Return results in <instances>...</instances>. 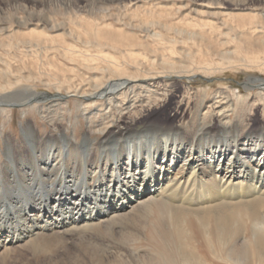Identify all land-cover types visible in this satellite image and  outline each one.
Returning <instances> with one entry per match:
<instances>
[{
	"label": "bare ground",
	"instance_id": "1",
	"mask_svg": "<svg viewBox=\"0 0 264 264\" xmlns=\"http://www.w3.org/2000/svg\"><path fill=\"white\" fill-rule=\"evenodd\" d=\"M206 3L192 6L190 18L183 2L174 10L160 0H0V20L7 11L17 27H28L17 38L24 44L19 57L18 44L0 38V114L9 118L14 106L37 109L54 129L63 119L72 124L63 105L74 97L88 128L80 140L64 130L41 135L27 119L21 139L6 135L0 264H21L13 254L29 247L32 258L24 264H159L156 253L124 246L141 239L155 202L170 211L183 264H207L190 252L189 215L212 247L216 236L211 251L221 260L264 264V0H221L213 14L219 23ZM6 29L0 24V33ZM191 40L196 49L179 46ZM238 69L259 72L247 73L245 92L190 86ZM179 81L186 85L175 113L160 114ZM255 107L263 117L260 131L242 136L230 116ZM92 131L102 134L99 142ZM129 216L128 230L110 233L118 243L111 251L87 243L93 231L113 229Z\"/></svg>",
	"mask_w": 264,
	"mask_h": 264
},
{
	"label": "rangeland",
	"instance_id": "2",
	"mask_svg": "<svg viewBox=\"0 0 264 264\" xmlns=\"http://www.w3.org/2000/svg\"><path fill=\"white\" fill-rule=\"evenodd\" d=\"M160 1L163 4H165L166 6H169V8L174 9V10L178 6L177 3L183 2L185 7H183L181 11L183 13H186V14H188V12H190V14H188V16L190 18H192L195 15V13L192 11V6L197 7L200 5V3H206V2H202L200 0H160ZM213 2H215V3H213ZM213 2L212 3H206V4H208L207 6H210V8L204 7V9L208 10V13L211 14V15H208V16H210L211 19H214L215 21H218V23H219L220 16L213 15V14L216 10H219V9L215 10V8L220 6L219 3L221 2V0L213 1ZM138 5H140V4H138ZM251 6H253L255 8V7H257V4L252 3ZM30 7L31 6H29L28 9ZM48 9H49V11L47 10V12H49V13H51V11H54V8H48ZM141 10H142V7H141ZM251 10H254V9L241 10V12H239V14H241L242 12L248 13V11H251ZM17 11H18L19 15L24 14V12H22L21 9H18ZM14 12L15 11H11V13H14ZM140 12L142 14L140 13L139 15H145L144 11H140ZM7 15H8L7 11L1 15L0 24L7 27V29H6L7 32L6 33L1 32L0 38H2V40H8L9 39L10 42L14 44V46L16 44H18V46H15L13 48V52L19 57V56H21V54L18 52V50L22 49L24 44L19 42L18 39L21 38V36L23 37V35L27 33L28 27H19V26L17 27L16 22L13 21L15 17L12 16V19L8 20ZM181 15H182V13H178L177 17L181 16ZM58 16H60V15H58ZM205 16H207V15H202V17H205ZM240 17L244 18V20H242V23L243 22H245L244 24L251 23V21L248 18L249 16L243 15ZM9 21H11V22H9ZM36 22L37 21H32L31 23L35 24ZM230 22L232 23V20ZM234 23L240 24V21H237L236 19H234ZM118 25H119V23L116 24V27H118ZM222 25H224V24H222ZM18 28L23 29V30H17ZM220 29L222 31L228 32L230 35H232V31L229 28L223 27ZM163 32L166 33V31H163ZM55 33L60 34V32H55ZM55 33L52 32V34H55ZM167 33L172 35L175 38L179 37L178 35L175 36V34L172 32H167ZM137 34L139 36H142L140 32H137ZM213 35H215V34H212V36H210L211 38L208 37L210 39L209 43L210 42L211 43L217 42V40H216L217 38L215 39ZM12 37H14V38H12ZM202 42H203V45L206 44V42H204V41H202ZM155 46L159 47V45H155ZM179 46L183 47L187 51L190 49L194 50L197 47L193 40H191L190 45H189V43H186V44L184 43V45H179ZM232 46L233 45L231 42L230 47H232ZM16 47H17V49H16ZM33 48L35 49V47H33ZM160 48H163V47L160 46ZM138 50L143 54L148 53V50L144 49V47L138 48ZM164 50H165V53L168 57H170V56L175 57L176 56V55H172V53L169 52L168 50H166V49H164ZM49 51H50L49 48H45L42 53L46 54ZM110 52H115V51L110 50ZM0 53H5L3 46H0ZM115 54L117 56H119L118 53H115ZM148 55L151 56V53H148ZM18 57L16 59L20 60V58H18ZM21 59H23V57ZM17 64L22 67L21 62L18 61ZM0 67H1V62H0ZM247 73L259 74V72L254 71V70L253 71L252 70L247 71L244 69L230 70V71L227 70V71L223 72L222 74L217 75L218 76L217 79H206L205 80V79L196 78L194 80L193 84H190V86L197 89L198 91L204 90V88H207V86H209L210 88L212 87V89L220 88L222 86H227L230 88V90H232V92H235L237 90H239L241 92H245L244 91L245 89H243V85L241 83H243V81H245ZM33 84H35L33 86V88H35L36 90H39V91L40 90H46V87L44 85L42 86V84L39 82H33ZM185 85H186L185 82H180V81L173 84V86L171 87V90H172L171 94L163 103L165 105V108L162 111H160L161 112L160 114L165 115V116H173V114L175 113V110L177 108L180 96L182 94L183 87ZM51 92H53L52 89H51ZM71 98L72 99L67 97L65 99L66 104H64L63 106L65 108L66 107L69 108V109L64 111L65 112L64 114L67 116H70L69 120L71 121L72 124L68 123L67 119H63L61 122L59 121L60 123L58 122V127H55L54 129L51 128L46 123L45 119L40 117L41 114L39 113V111L37 109L28 110L27 112H25L24 110H26L27 108H24L22 106H20V107L14 106V107H11L9 118L6 119L5 117H3L0 114V159H3L2 157H5L3 155L5 152L6 135H8V137L12 140L21 139L22 138L21 126L25 123V121L27 119L33 123V126L35 127V129H37L41 135H46L50 131L55 132V133L56 132L59 133L58 131L64 130L68 133L70 132L71 134H74L76 139L80 140L82 138L84 132L87 131L88 128H86V126H85V119H84V117L81 116L82 112H81L80 108L78 107L80 101L78 102L76 100V98H74V97H71ZM67 99H69L70 101ZM129 117H131V115ZM230 117L232 118V120H234V122H237L239 124V127H241L240 132H241L242 136L247 135V134L250 135V132H257L258 130L260 131V129H258V128L261 127V124L263 122V117L261 116V112L259 111V109H256V107H255V110L251 114L248 113L247 109L243 108L237 112H232V115ZM194 119L195 120L193 122L194 123L193 126L195 128L198 126V123L196 122L197 117H195V115H194ZM145 123L146 122H144V123L143 122H136L135 125L137 127H143V125ZM73 128H74L75 133L72 132ZM247 130H248V132H247ZM90 136H92L93 139H95V141L99 142L100 141L99 138L102 137V134L100 135V133L98 131H92ZM158 204H159L158 202H155L151 207V212L147 215V218L145 217L146 228L142 233L143 236L141 237V239L139 241L127 242L124 244V246L130 250H132V249L133 250L147 249L151 252L156 253L157 259L159 260V264H183L181 262V255L178 254L179 253V250H178L179 245L175 241V240H177V235H176V230H175V227L173 224L174 221L171 219V217L169 215L170 211L167 207L164 206L165 207L164 208L162 204H160V205H158ZM97 208L100 209L101 206L97 205ZM167 211H168V213H167ZM181 214L184 215L183 212L180 213V215ZM189 216H190V218L188 219L186 232H188V234L190 233L189 236H187L188 241H189L188 243H189L190 252L195 251L199 257H201L205 262H207V264H228L227 262L221 260L219 256H215V254L211 251V250L214 251L215 249L218 248V246H216L217 245V241L215 239L216 236L213 237L212 241L214 242V247H212L208 244V241L204 237V235H205L204 229L201 227V225L198 223V221L195 218H193L191 215H189ZM129 217H127L128 219L125 217L122 220H120L121 222L119 221L120 223L118 222L113 227V229H110L111 231L110 230H108V231L104 230L102 232L93 231L94 233H91L92 236H91V238H88V241H89V239H93V240L92 241L90 240V242H87V243L91 244L94 247H97L99 250L111 251V249H114L113 248L114 246L118 245V243L116 242V239L114 238V236L112 234H114L118 231L128 230L129 221L133 218L132 216H131L132 218L131 217L129 218ZM211 225H213V222H211ZM210 230H211V233L213 235L215 233L213 230V226H211ZM107 233H108V235H106ZM110 233H112V234H110ZM247 233L249 236L248 231H247ZM99 234H101V235H99ZM101 236H103V237H101ZM175 236H176V238H175ZM110 238L111 239L113 238V239L111 240ZM205 240H206V242H205ZM105 243H107V244H105ZM98 245L101 246L102 249ZM106 247L109 249H107ZM24 250L19 251V253L17 252L15 254H13L12 258L18 260L19 262H21V264L26 263L27 260L32 258L33 250L31 247L24 249ZM177 250H178V252H177ZM22 252H24V253H22ZM20 259H22L23 261ZM40 259L42 260L43 258H40Z\"/></svg>",
	"mask_w": 264,
	"mask_h": 264
}]
</instances>
